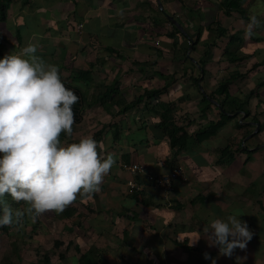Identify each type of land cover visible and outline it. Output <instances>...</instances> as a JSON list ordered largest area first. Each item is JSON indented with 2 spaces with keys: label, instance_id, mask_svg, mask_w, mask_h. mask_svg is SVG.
<instances>
[{
  "label": "crops",
  "instance_id": "0c3cea01",
  "mask_svg": "<svg viewBox=\"0 0 264 264\" xmlns=\"http://www.w3.org/2000/svg\"><path fill=\"white\" fill-rule=\"evenodd\" d=\"M0 6V59L33 43L79 97L72 136L61 142L92 136L98 151L116 161L90 200L78 196L60 214L0 226L2 264L17 263L20 247H37L43 262L48 254L39 249L48 244L38 243L45 236L50 248H63L58 258L67 262L69 252L74 264L91 248L106 264H238L237 257L239 264H264V0H246L244 16L225 15L221 0H0ZM222 82L228 86L220 92ZM154 89L174 104L175 123L189 134L175 155L155 98L123 110ZM221 120L205 136L204 128ZM122 162L153 173L181 165L186 179L175 180L166 198ZM132 178L144 181L143 191H128ZM6 199L14 209L25 207ZM236 213L252 239L221 256L208 246L204 226ZM57 227L66 238H50Z\"/></svg>",
  "mask_w": 264,
  "mask_h": 264
},
{
  "label": "clouds",
  "instance_id": "9594fccd",
  "mask_svg": "<svg viewBox=\"0 0 264 264\" xmlns=\"http://www.w3.org/2000/svg\"><path fill=\"white\" fill-rule=\"evenodd\" d=\"M36 52L37 45L28 43L0 59V226L26 215L35 222L45 212L60 214L78 196L90 200L116 162L111 153L101 154L92 136L61 142L62 133L72 136L79 97L64 85L58 66ZM6 197L25 207L14 209ZM240 215L215 217L204 226L208 246L218 247L221 256L246 249L252 239ZM236 259L239 264L242 258Z\"/></svg>",
  "mask_w": 264,
  "mask_h": 264
},
{
  "label": "trees",
  "instance_id": "16d2710c",
  "mask_svg": "<svg viewBox=\"0 0 264 264\" xmlns=\"http://www.w3.org/2000/svg\"><path fill=\"white\" fill-rule=\"evenodd\" d=\"M246 0H221L222 6H223V13L225 15H230L233 11L239 12L241 15H245V8L243 7V3ZM0 16L1 18L5 17V10L3 6H0ZM216 23V22H213ZM219 28V27H218ZM219 34H223L225 30L221 27L218 29ZM232 39V38H231ZM197 41L191 42L189 45L194 50ZM188 45V46H189ZM228 51V49H227ZM198 63V62H197ZM203 64V63H202ZM199 77L194 79V82L198 84ZM228 84L226 82H222L219 87L218 91L222 92L226 90ZM161 89H154V90H146L142 95L137 96L132 102L124 104L123 110H126L130 108L133 105H136L137 103L141 102L143 98H150L153 97L157 100V105L160 108V115H161V122L160 126L163 130V132L169 137L170 141V147L173 150V155L177 154L181 149L185 148L187 144V139L189 137L188 132L182 125H177L174 120V112H175V106L171 102H166L164 100L160 99V93ZM223 107V104L220 103ZM234 113V111H232ZM248 115V112L246 113ZM223 116H226L222 114ZM253 120H257L256 117H252ZM223 124V121H217V122H210L203 130V133L205 136H209L211 134H214L217 129ZM64 135V133L61 134L60 138ZM175 166V165H174ZM62 242L59 240L54 241V246L61 245ZM69 245V244H68ZM67 245V247H68ZM78 250V248H77ZM95 249L91 248L87 250L86 252L82 253L79 257V264H106V260L101 255H96ZM45 260L43 261L44 264H49L47 259V255L44 257Z\"/></svg>",
  "mask_w": 264,
  "mask_h": 264
},
{
  "label": "built area",
  "instance_id": "2783aa9c",
  "mask_svg": "<svg viewBox=\"0 0 264 264\" xmlns=\"http://www.w3.org/2000/svg\"><path fill=\"white\" fill-rule=\"evenodd\" d=\"M121 167L131 172L135 176H141L154 190L162 193L166 198L174 190V181L177 179H186L183 167L181 165H175L166 172H146L143 166L137 163L122 162ZM144 181H138L132 178L127 181L128 191L130 193H139L144 190Z\"/></svg>",
  "mask_w": 264,
  "mask_h": 264
},
{
  "label": "rangeland",
  "instance_id": "374dc122",
  "mask_svg": "<svg viewBox=\"0 0 264 264\" xmlns=\"http://www.w3.org/2000/svg\"><path fill=\"white\" fill-rule=\"evenodd\" d=\"M27 223H29V222H27ZM33 234H34V232H33ZM54 236L59 237V238H66L67 237V233L60 231L59 227H57V233L55 235L51 234L50 238L54 237ZM43 238L45 240L43 239L42 242L40 241L38 244H40L42 246L48 244V246L46 248H44L46 250H43L42 248H41L42 250L41 249H39V250L42 251V253L45 252V253L48 254V259H47L48 262H50L51 264H74L73 262H71V259L69 257V254H70L69 252H65L64 251V254L68 256V258L66 259L67 262L65 260H61L60 258H58L57 254H58L59 251L63 250V248L62 247H60L58 249L55 248V247H51L50 248V246H49V237L45 236ZM34 239L35 240H39V238L37 239L36 232L34 234L33 239H31V242L36 243ZM46 240H48V241L46 242ZM16 250H17L16 251L17 254H19V252L23 251V255H22V258L19 259L18 262L15 263V264H44L43 262H41V263L38 262V259H37L38 255L36 253L37 252V247H29L27 249H23V248L20 247V248H18ZM7 252L10 253V251H7ZM8 253H6V254H8ZM0 256H1V254H0ZM2 256L5 257L4 255H2ZM0 264H2V261L0 262ZM4 264H7V262L4 263Z\"/></svg>",
  "mask_w": 264,
  "mask_h": 264
},
{
  "label": "water",
  "instance_id": "95a60500",
  "mask_svg": "<svg viewBox=\"0 0 264 264\" xmlns=\"http://www.w3.org/2000/svg\"><path fill=\"white\" fill-rule=\"evenodd\" d=\"M170 18V17H169ZM172 21H173V19L172 18H170ZM174 23H175V21H174ZM256 127H258V124H256Z\"/></svg>",
  "mask_w": 264,
  "mask_h": 264
}]
</instances>
